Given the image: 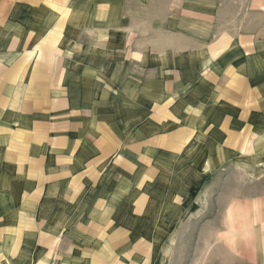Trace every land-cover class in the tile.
I'll return each instance as SVG.
<instances>
[{"label":"crops","instance_id":"crops-1","mask_svg":"<svg viewBox=\"0 0 264 264\" xmlns=\"http://www.w3.org/2000/svg\"><path fill=\"white\" fill-rule=\"evenodd\" d=\"M257 5L263 23L253 31L264 35V0ZM126 9V0H0V199L7 222L38 224L37 241L51 249L61 232L89 240L81 264H141L151 244L130 238H155V223L175 222L189 205L182 196L159 200V189L194 190L228 161L264 175V36L222 33L205 42L212 54L194 63L190 54L124 55L114 61L117 106L108 88L99 120L93 107L81 109L95 103L99 74L113 69L110 56L92 48L112 45L109 36L126 31ZM86 127L83 148L71 136ZM165 169L176 184H159ZM83 192L88 197L79 199ZM124 215L142 225L126 227Z\"/></svg>","mask_w":264,"mask_h":264},{"label":"rangeland","instance_id":"rangeland-1","mask_svg":"<svg viewBox=\"0 0 264 264\" xmlns=\"http://www.w3.org/2000/svg\"><path fill=\"white\" fill-rule=\"evenodd\" d=\"M258 1L254 0L250 5V0H126V31L114 32L109 36L113 40L112 45L94 47L91 52L110 56L109 64L113 69L106 76L99 74L94 86V90L98 92H95L97 95L94 96L95 105L92 101L79 104L81 109L93 107L94 117L99 120L103 113L102 90L111 88V100L117 99V91L114 88L117 87L118 79L113 73L117 64L114 61L123 60L124 55L190 54L193 56L191 62L194 63L198 56L212 54L207 48H203L205 42L219 37L222 33H248L255 35V38H263L264 35L259 33V30L253 31L263 23V15L257 9ZM96 37L108 39L107 35ZM135 39L139 40V44L141 41L143 46L134 44ZM127 60L126 65L132 70L133 64ZM85 96L86 94L79 95ZM86 97L83 100L90 99L91 96ZM111 106H117L116 100ZM87 129L89 128L73 131L71 136L79 138L83 148L87 147ZM92 135L95 136L96 133ZM95 138L92 139L91 145ZM246 173L244 166H235L228 161L214 173L206 172L203 181L194 190L186 192L159 189V200L169 194L175 202L182 196L183 200L189 201V205L185 207L182 216L176 217L175 222L167 224L161 218L160 223H155L158 226L155 238H130L129 243L141 240L151 244L149 256L144 258L139 255L143 258L141 264H261L264 261V175L261 172L249 175ZM174 178L175 176L165 169L164 173L159 175V184H176ZM145 180L150 182L149 176ZM123 182L132 183L128 178ZM11 183L19 188L16 183ZM154 183L157 182L149 184ZM247 185L254 186V192L247 188ZM97 193L100 195L102 192ZM248 193H255V200H246ZM87 197L85 192L79 195V199ZM77 212L80 217L81 213ZM124 218L129 221L125 224L128 228L142 225L138 217L134 216L137 221L126 215ZM31 224L26 223L23 226L21 222H7L4 200L0 199V264H40V259L45 264H61L60 260L81 264L79 257L85 254L83 248L89 240L79 237L64 238L61 232L51 249L43 241H37L34 234L38 232V224L34 223V226L30 227ZM65 225V229H69L68 226H72L73 222L68 221ZM148 225L150 228V223ZM42 227L43 225L40 230L44 229ZM24 232L33 236L32 241L23 235ZM47 247L49 251L46 255Z\"/></svg>","mask_w":264,"mask_h":264}]
</instances>
